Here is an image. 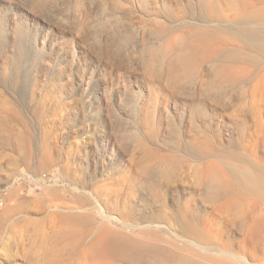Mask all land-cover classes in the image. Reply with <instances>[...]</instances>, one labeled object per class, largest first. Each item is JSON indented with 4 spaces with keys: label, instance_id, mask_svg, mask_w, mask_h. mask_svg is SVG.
Instances as JSON below:
<instances>
[{
    "label": "rangeland",
    "instance_id": "obj_1",
    "mask_svg": "<svg viewBox=\"0 0 264 264\" xmlns=\"http://www.w3.org/2000/svg\"><path fill=\"white\" fill-rule=\"evenodd\" d=\"M138 1L148 4L146 15L139 11ZM174 1L0 0V264L61 262L64 257L57 250L64 245L66 216L75 213L79 196L101 205L119 225L129 206L152 204L136 188L129 189L135 193L134 203L115 198L120 188L116 178L120 171L132 176L129 160L143 156L149 147L168 154L175 145L192 140L187 110L198 84L178 93L180 98L163 86L168 84L173 54L161 65L163 85L147 68L149 51L158 53L160 42L154 38L158 24L182 29V18L171 23L166 17ZM158 9L165 15H158ZM218 14L221 21L233 24L240 10L219 0ZM176 35L167 34L164 40ZM103 49L115 52L127 68L115 69ZM244 87V97L224 87L229 106L210 100L205 110L218 114L225 144L261 150L264 69ZM179 112L185 118L175 127L176 135L168 122L178 120ZM227 112L238 115V125ZM23 134L32 139L28 149L19 143ZM258 155L264 158L262 151ZM189 157H182L179 172L184 176L193 170L194 159ZM186 181L177 185L180 196L193 191ZM98 218L106 220L105 215ZM128 229L125 232L135 231Z\"/></svg>",
    "mask_w": 264,
    "mask_h": 264
},
{
    "label": "bare ground",
    "instance_id": "obj_2",
    "mask_svg": "<svg viewBox=\"0 0 264 264\" xmlns=\"http://www.w3.org/2000/svg\"><path fill=\"white\" fill-rule=\"evenodd\" d=\"M175 1L166 17L171 23L182 18V29L158 24L154 36L160 42L155 49L158 53L149 51L147 68L152 79L163 85L161 65L173 54L168 62V84L163 86L174 96L198 84L190 108H183L188 109L186 121L192 140L175 145L168 154L149 147L143 156L129 160V169L135 173L119 172V195L115 198L123 196L134 203L135 193L129 189L136 188L143 198L149 196L152 204L146 202L140 209L129 206L121 225L101 205L79 196L75 213L66 216L64 245L57 250L64 258L51 264H63L65 259L67 264H264V158L258 155L264 153V142L261 150L251 151L239 143L225 144L216 121L218 114L209 115L205 110L210 100L229 106L224 87L244 97V83L264 69V0H228L230 9L240 10L233 24L221 21L219 0ZM138 2L139 11L146 15L148 4ZM163 12L157 10L158 15ZM170 33L178 36L169 44L171 40L167 43L164 36ZM109 50H104V58L114 61L115 69L125 70L126 63ZM229 114L238 125V115ZM175 115L178 120L169 119L168 127L177 135L175 127L185 117L180 112ZM181 137L178 133V140ZM20 138L21 146L31 147L27 134ZM125 150L129 152V147ZM184 155L194 159L187 177L179 172ZM186 180L193 191L180 196L177 185ZM84 184L89 185L87 181ZM100 215L106 220L100 221ZM128 228L135 231L125 232Z\"/></svg>",
    "mask_w": 264,
    "mask_h": 264
}]
</instances>
